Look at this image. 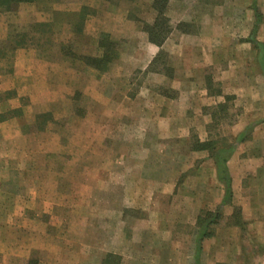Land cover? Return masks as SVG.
Listing matches in <instances>:
<instances>
[{
  "label": "rangeland",
  "instance_id": "374dc122",
  "mask_svg": "<svg viewBox=\"0 0 264 264\" xmlns=\"http://www.w3.org/2000/svg\"><path fill=\"white\" fill-rule=\"evenodd\" d=\"M102 1L117 7L136 0ZM253 1L262 15L255 39L264 64V0H188V17L177 26L190 33L187 45L197 57L215 58L195 71L199 88L212 98L196 107L200 118L190 128L178 121L174 102L156 96L172 100L175 92L167 87L151 88L148 95L156 101L149 99V114L141 106L145 101L133 100L142 86L156 82L155 75L170 81L174 64L159 47L156 60L151 64L158 51L138 69L151 51L143 58L138 53L137 34L147 35L144 22L133 16L135 7L129 18L137 33L125 37L93 28L90 7L71 20L76 0H34L0 13L1 49L14 38L38 66L33 91L19 89L12 103L1 96L0 114L11 108L19 113L0 123V264H103L105 257L106 264H195L197 217L216 209L222 191L206 162L212 163L209 151L196 148L232 143L253 128L261 114L254 110L264 109L257 49L245 42ZM103 34L114 42L115 56L98 71L84 58L102 55L97 45ZM9 66L11 59L0 61L1 76ZM17 82L26 83L23 77ZM141 116H147L146 126L136 122ZM237 123L240 131L232 127ZM176 126L184 127L180 137H173ZM230 223L221 216L209 227L212 236ZM201 252L198 264L233 263L238 256Z\"/></svg>",
  "mask_w": 264,
  "mask_h": 264
},
{
  "label": "crops",
  "instance_id": "0c3cea01",
  "mask_svg": "<svg viewBox=\"0 0 264 264\" xmlns=\"http://www.w3.org/2000/svg\"><path fill=\"white\" fill-rule=\"evenodd\" d=\"M76 1V7L72 10L74 12L72 13L73 17L71 20H73V18L74 20L77 19V12L81 7H90L95 10L88 20L92 23L91 25L93 28H100L101 32L111 35L117 34L119 37H125L126 33L133 35L137 33L135 29L137 25L133 23L132 18H129L132 7L136 8V13L133 14V16L135 15L144 23L151 24L155 18V12L151 8L152 0H136L133 3H129L130 5L124 2L118 4L117 7L109 5L102 0H95V3L88 0H81L80 3L78 0ZM194 2L196 3V1ZM18 5L19 4L16 6ZM190 7L191 5L188 0H168L165 14L169 20L171 31L160 48L167 53V57H169L172 62L174 61V64L171 65L172 77L170 81L165 82L163 78L158 77L159 75H155L156 82L142 86L133 98V100L145 101L141 106L142 108H146V111L149 110V112H147L149 114L153 110V103H150L149 99L151 101L155 100L152 98V93L148 95L149 91L152 92L151 88L157 86L167 87L175 92V96L172 97V100L166 99L167 97L164 95L156 94V96L162 98L166 102H174L173 105L179 109L177 113H175L178 117L177 119L187 124L185 128L194 126L198 118H200V115L197 114L196 107L198 105L203 106L202 103L204 101L212 98L205 94L204 88H199L198 76L195 71L198 72V68H203L205 65L215 63L214 57L211 58L210 62H207L203 57H197L198 52L190 51L187 45L192 42V38L189 37L191 36L190 33L177 29V24L183 23L185 17H188L189 10L191 9ZM67 10L68 9H66V11ZM64 16L69 19L71 13H67ZM261 22L262 15L258 28ZM109 27L114 30L109 29ZM100 30L98 29L97 31L100 32ZM120 30H122L121 34ZM137 37H139L141 41L140 50L138 52L140 57L143 58L144 55H148V51H151L149 61L146 60L141 67H138V69L142 70L148 65L154 54L158 51V48L149 44L144 34L138 32ZM2 47H4V45ZM7 48L8 49L3 50L0 47V61L11 59V66L7 67L6 76L3 77L0 75V105L2 102L1 100H3L1 99L2 95H5V102L12 103V101L15 100V93L19 89L21 91H26L28 94L33 91V86L31 84L32 75L33 72L38 70V66L33 59V53L30 49L22 50L21 52L17 49L18 47H14V44L11 42L7 43ZM136 54L137 53H134L133 55ZM22 61L26 63L21 64ZM64 72L65 74L72 75L71 71L69 72L68 69H65ZM75 73L77 82L80 79V73H78V71ZM125 73L129 75V72ZM221 75L224 77L227 73L221 72ZM21 77L26 81L23 85L17 82ZM262 89L264 91V84H262ZM248 91H250V89ZM144 93H146V95H144ZM258 101L259 104H264V99ZM258 101H256V103ZM256 103L253 101L252 105L255 106ZM13 105L15 104H12V106ZM13 109L16 108H11L2 114H6ZM190 109L192 112L188 113ZM258 111H261V114H256ZM254 112L256 115H259V117L257 116V118L253 119L255 120V125L252 126L253 128L243 142L234 144V149L226 162L232 193L231 205L221 206L220 213L224 221L231 220L232 224L230 223L231 226L226 225L225 227L217 229L212 237L205 239L209 240L208 242L204 240L205 247L202 252L200 250L201 253L207 252V254H209L208 252H210V256L212 254L211 249L215 251V255L218 251L221 252L220 254H222V252L224 254L235 252L236 255H238L233 263L221 259L220 262L224 264H264V160L262 158L264 150V109H255ZM147 116H141L136 122L139 121L146 126L147 122H149ZM13 118H16V116H7L6 119L0 121V123L7 122ZM160 119V117H155V120ZM240 125L241 123H237L232 127L235 128L236 131H240ZM174 131L173 137H180V133H184V127L182 129L176 126ZM200 157L205 156L201 154ZM206 162L208 166H211L213 171V164L210 160ZM233 206L239 208L240 214L237 221L232 220L233 217H231ZM211 243L213 247L210 246ZM217 262H219V260L212 261L213 264Z\"/></svg>",
  "mask_w": 264,
  "mask_h": 264
},
{
  "label": "trees",
  "instance_id": "16d2710c",
  "mask_svg": "<svg viewBox=\"0 0 264 264\" xmlns=\"http://www.w3.org/2000/svg\"><path fill=\"white\" fill-rule=\"evenodd\" d=\"M34 0H0V13H7L10 10L13 9L17 4H27L31 3ZM110 3H115L119 0H104ZM123 1H131V0H123ZM168 0H152L151 1V8L155 12V18L151 24L142 23V31H144L147 35V41L154 45L155 47L159 48L161 47L163 41L168 36L170 32V26L168 25L167 18L165 17L164 13L166 10ZM83 9V8H81ZM251 10L253 12V24L251 27V30L249 32L248 38L245 40V42L250 43L254 49H257L258 53V62L261 68V71L264 74V64L262 62V59L260 58L261 52L263 51V46L260 42H258L255 39V34L258 28V25L261 21V15L257 9V6L255 2H252ZM82 13V11H81ZM81 25V22H79ZM44 24H38V26H43ZM77 25V26H80ZM36 27V24L34 25ZM179 29V27L177 26ZM11 39V40H10ZM11 42L14 44V47H18L19 43L18 41L14 40V38H9V41L7 40L4 44ZM113 41L110 40L107 35H101V37L98 40V48L101 49L102 55L100 57H82L83 62L86 65H91L94 69L98 71H104L105 66L109 64V62L114 58V50H113ZM3 44V45H4ZM2 45V46H3ZM12 46V45H11ZM160 54V50L157 52V55L153 58L151 64L156 60L158 55ZM19 113V110L13 109L6 114H0V121L6 119L4 118V115L14 116L15 114ZM16 116V115H15ZM251 131L250 127H246L243 131L239 132L235 137L233 143L225 144L223 146L217 147L212 149L208 146L205 147L204 144H199L197 150H207L209 151V157L212 161L214 173H215V179L216 181L221 185L222 187V197L219 202V205L216 207V209L212 212L206 211L201 220H198L200 217H197V229L198 232L196 234L195 239V256L194 261L195 264L199 263L198 255L200 252V244L203 239L209 238L212 236V230H209V227L212 225H215L218 220L221 218L220 213V207L224 205H231V186H230V176L227 170L226 162L229 159L235 143H241L243 142L248 133ZM238 209H236V206L232 207V215L236 217V219L239 218V212L236 213ZM236 221V220H235ZM107 260L106 257L103 261V264H106Z\"/></svg>",
  "mask_w": 264,
  "mask_h": 264
}]
</instances>
